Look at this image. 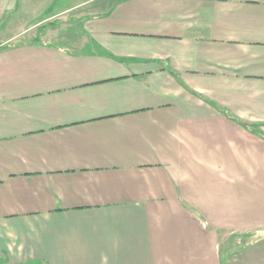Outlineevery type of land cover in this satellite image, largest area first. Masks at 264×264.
Returning a JSON list of instances; mask_svg holds the SVG:
<instances>
[{
	"label": "crops",
	"instance_id": "obj_1",
	"mask_svg": "<svg viewBox=\"0 0 264 264\" xmlns=\"http://www.w3.org/2000/svg\"><path fill=\"white\" fill-rule=\"evenodd\" d=\"M60 1L0 0V264H264V0Z\"/></svg>",
	"mask_w": 264,
	"mask_h": 264
},
{
	"label": "rangeland",
	"instance_id": "obj_2",
	"mask_svg": "<svg viewBox=\"0 0 264 264\" xmlns=\"http://www.w3.org/2000/svg\"><path fill=\"white\" fill-rule=\"evenodd\" d=\"M64 0H61L60 2H63ZM37 3V2H36ZM38 5V4H37ZM37 5H34V6H36V7H34V10L35 9H37ZM27 11V10H26ZM3 15H5V13H0V17L1 16H3ZM7 17H10V15H9V13H7L6 14V16L3 18V23L1 24V28L3 29L4 28V23L6 22V18ZM10 21V20H9ZM10 27V25L8 24V25H6L5 26V28H9ZM1 47V46H0ZM235 241V240H234ZM236 241L238 242V241H241V242H243V239L242 238H237L236 239ZM232 243H234V242H232ZM233 248H237L238 249V247H233ZM231 249H232V247H223V249H222V256L223 257H225L226 255H229V253L231 252Z\"/></svg>",
	"mask_w": 264,
	"mask_h": 264
}]
</instances>
